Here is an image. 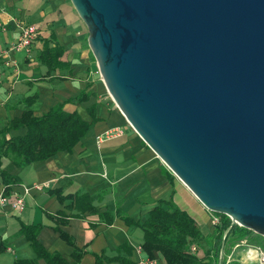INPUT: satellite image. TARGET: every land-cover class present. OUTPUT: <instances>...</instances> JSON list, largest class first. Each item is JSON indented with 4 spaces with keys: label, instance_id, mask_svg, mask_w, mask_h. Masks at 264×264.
I'll return each mask as SVG.
<instances>
[{
    "label": "water",
    "instance_id": "95a60500",
    "mask_svg": "<svg viewBox=\"0 0 264 264\" xmlns=\"http://www.w3.org/2000/svg\"><path fill=\"white\" fill-rule=\"evenodd\" d=\"M70 2L147 147L230 228L264 238V0Z\"/></svg>",
    "mask_w": 264,
    "mask_h": 264
},
{
    "label": "crops",
    "instance_id": "0c3cea01",
    "mask_svg": "<svg viewBox=\"0 0 264 264\" xmlns=\"http://www.w3.org/2000/svg\"><path fill=\"white\" fill-rule=\"evenodd\" d=\"M29 25L37 28L38 36L30 53L17 52L13 48L21 28ZM88 38L70 0H0V129L26 111L42 117L58 104L67 112H78L90 125L72 152L24 168L2 160L0 198L6 189L3 171L18 182L10 186L7 202L0 200V264L36 258L21 233L24 226H41L39 242L48 253L60 254L70 263L80 250L84 253L79 264H166L160 252L144 251V230L122 218L143 225L162 202L172 201L185 211L206 237L216 228V215L147 147L120 112L101 78ZM47 46L63 49L54 61L55 69L41 59ZM33 97L34 102L27 104ZM108 131L120 134L99 143V136ZM25 133L20 129L11 135ZM76 195L95 197L94 210H82L80 202L72 209ZM18 198L24 201V210L15 206ZM59 213L68 219L62 229L75 247L56 230ZM193 246L206 264H259L255 245L248 240L227 245L219 252V260L206 240ZM98 256L103 259L99 263Z\"/></svg>",
    "mask_w": 264,
    "mask_h": 264
},
{
    "label": "trees",
    "instance_id": "16d2710c",
    "mask_svg": "<svg viewBox=\"0 0 264 264\" xmlns=\"http://www.w3.org/2000/svg\"><path fill=\"white\" fill-rule=\"evenodd\" d=\"M63 54V49L59 46L50 48L47 46L40 54L44 64L49 69H55L54 61ZM35 98H29L26 103L31 105ZM90 125L82 119L78 112H67L63 104H58L42 117L34 116L32 111H26L21 118L14 119L5 124L0 129V165L3 159L11 160L18 168H24L30 164L46 161L58 153L72 152L81 139L85 136ZM24 129L26 133L21 136L12 137L11 132ZM4 181L5 196L10 195V186L18 182L17 178L2 172ZM64 200L62 196L59 197ZM75 209L77 202L83 206L82 210L92 209V201L96 199L89 195H76L72 198ZM94 210V209H92ZM120 212L117 215L120 216ZM220 218L213 233L206 237L199 225L185 211L179 209L172 201L162 202L151 214L150 218L141 225L130 220L128 217L122 218L129 224L140 226L145 232L143 249L152 255L154 251L160 252L166 264H206L205 258H200L191 252L194 244L207 241L211 251L217 260L219 252L227 245L234 246L242 240L254 247L264 248V238L239 225L231 226V219L223 214L214 213ZM61 217L56 219V230L61 238L70 246L75 247L73 239L62 229L68 223L64 213H59ZM56 218V217H55ZM230 230L228 231V229ZM41 226H24L21 233L26 237L36 253L34 260H16L14 264H39L44 260L46 264H79L84 251H75L73 263L67 262L60 254H50L39 242L38 236ZM228 231V233H226ZM210 254V251L208 252ZM103 259L97 257V262ZM124 262V261H123Z\"/></svg>",
    "mask_w": 264,
    "mask_h": 264
},
{
    "label": "built area",
    "instance_id": "2783aa9c",
    "mask_svg": "<svg viewBox=\"0 0 264 264\" xmlns=\"http://www.w3.org/2000/svg\"><path fill=\"white\" fill-rule=\"evenodd\" d=\"M37 36H38V30L35 26H31V25L23 26L21 28L19 41L14 46L13 49L17 52L26 51L27 53H30L33 43L36 40ZM115 134H120V132L119 131H116V132L108 131L102 134L101 136H99L98 142L103 143ZM7 199L8 197L5 195L0 198L2 202H7ZM15 206L19 207L20 210H24L25 208L24 201L21 198H18V200L15 203ZM213 223L215 226L220 224V218L216 216L213 219ZM253 249H254V252L258 254L259 264H264V249L261 247H253ZM198 251H199V248L197 246H193L191 249V252L193 254H197Z\"/></svg>",
    "mask_w": 264,
    "mask_h": 264
},
{
    "label": "rangeland",
    "instance_id": "374dc122",
    "mask_svg": "<svg viewBox=\"0 0 264 264\" xmlns=\"http://www.w3.org/2000/svg\"><path fill=\"white\" fill-rule=\"evenodd\" d=\"M199 256H201V255H199Z\"/></svg>",
    "mask_w": 264,
    "mask_h": 264
}]
</instances>
